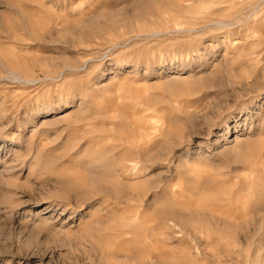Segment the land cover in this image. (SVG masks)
Listing matches in <instances>:
<instances>
[{
    "label": "rangeland",
    "instance_id": "obj_1",
    "mask_svg": "<svg viewBox=\"0 0 264 264\" xmlns=\"http://www.w3.org/2000/svg\"><path fill=\"white\" fill-rule=\"evenodd\" d=\"M0 264H264V0H0Z\"/></svg>",
    "mask_w": 264,
    "mask_h": 264
}]
</instances>
